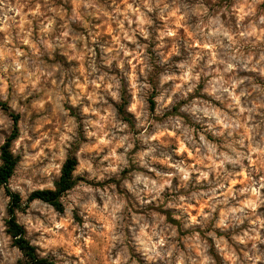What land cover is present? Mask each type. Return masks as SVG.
<instances>
[{"label":"clouds","instance_id":"9594fccd","mask_svg":"<svg viewBox=\"0 0 264 264\" xmlns=\"http://www.w3.org/2000/svg\"><path fill=\"white\" fill-rule=\"evenodd\" d=\"M0 264H264V0H0Z\"/></svg>","mask_w":264,"mask_h":264}]
</instances>
